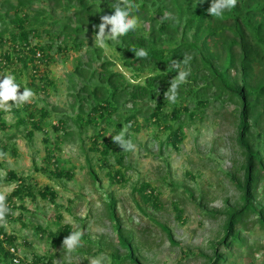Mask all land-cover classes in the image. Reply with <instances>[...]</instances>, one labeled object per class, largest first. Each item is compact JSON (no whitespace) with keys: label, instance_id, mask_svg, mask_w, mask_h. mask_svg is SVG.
<instances>
[{"label":"trees","instance_id":"obj_1","mask_svg":"<svg viewBox=\"0 0 264 264\" xmlns=\"http://www.w3.org/2000/svg\"><path fill=\"white\" fill-rule=\"evenodd\" d=\"M119 0H0V79L5 70L14 75L15 82L23 92L26 77L28 85L38 91H45L49 80L48 69L44 65L54 61L56 54L66 57V53L85 47L86 60L77 58L73 69L67 74L68 93L74 98L72 109L76 110L73 121L79 127L78 134L90 125V149L100 153L102 164L108 168V157L117 152V161L123 158L121 148L108 141L105 130L115 126L118 132L122 126L138 130L139 119L146 123H159L169 110V116L180 119L181 115L193 119L200 107H207L213 101L222 106H232L235 124V143L242 154L238 168L242 171L239 179L234 171L229 179L240 190L239 206L227 207L224 211L223 234L206 255L204 264H223L225 258L218 252L220 245L230 248L240 246L243 237L238 224L253 215L264 227V202L256 201V185L264 182V0H238L231 11L222 17H212L207 12L211 0H131L134 7L131 16L138 19L136 30L130 31L118 41L107 40L114 57L104 54L97 46L94 25L100 17L111 15ZM170 19H164L166 15ZM107 31V29H106ZM44 38V40H43ZM36 40V41H35ZM146 49L148 57L138 59L131 50ZM39 51V56L35 53ZM54 51L56 54H54ZM192 57L187 82L178 90V100L171 104L165 93L170 81L177 74L172 62L179 61L185 68L183 57ZM98 64V65H97ZM116 64L128 71L114 69ZM75 78L79 80L77 84ZM11 103V102H10ZM193 104L191 108L190 105ZM17 111L15 105L11 107ZM26 117H20L17 124H29L27 136L42 129L41 119L47 115L46 107L35 108L34 102L23 104ZM36 116H40L39 119ZM66 117L61 116L53 128L64 129ZM102 124V125H100ZM1 117L0 129H6ZM179 127L170 131L173 144L180 140ZM64 135H70L64 130ZM71 133V132H70ZM128 134V133H127ZM58 144L55 143L56 149ZM0 139V153L5 151ZM55 152L46 148V157L55 159ZM111 169L112 166H109ZM107 169L109 179L120 181V170ZM113 171V172H112ZM57 176L72 174L55 167ZM89 174L96 181L95 170L90 166ZM3 180L15 181V187L7 194L6 203L10 208L7 219H11L16 207L15 199L22 201L25 196L33 198L34 192L26 178L14 170H7ZM144 200L154 203L156 196L149 183H141L137 188ZM148 191V192H147ZM38 195L53 202L56 192L49 186L37 190ZM108 217L114 221L118 243L124 251L110 252L119 264H141L138 246L131 237L123 233L114 204L109 200L106 207ZM60 219V216H58ZM168 239L174 242L171 231L161 225ZM40 235L49 236L52 245H57L71 226L64 224L54 231L36 227ZM37 232V233H38ZM4 242L14 246L16 237L7 234L0 226V236ZM0 237V260L14 264V254L3 248ZM102 249V247H101ZM52 255L22 260L21 264H53Z\"/></svg>","mask_w":264,"mask_h":264},{"label":"rangeland","instance_id":"obj_2","mask_svg":"<svg viewBox=\"0 0 264 264\" xmlns=\"http://www.w3.org/2000/svg\"><path fill=\"white\" fill-rule=\"evenodd\" d=\"M103 49L106 56L114 57L108 47ZM85 50L82 47L79 52L66 53V57L54 51L58 59L44 65L53 82L47 84L45 91L37 92L21 76L24 89L35 93V108L47 109V115L41 119L42 129L29 137L26 134L30 125L16 123L18 118L26 117L23 105L15 106L16 112L0 110L6 124V129H0V139L6 147L0 156V192L9 194L15 187V181L3 180L7 170H14L26 178L35 195L25 196L22 201L15 199L12 217L4 224L5 232L16 237L19 262L13 263L30 261L37 254L52 255L53 264H91L92 259L101 256L105 257L103 264H119L110 256L113 250L124 251L117 240L115 223L107 215V202L111 200L123 233L138 246L141 264H204L206 255L212 253L223 234L225 209L241 204L240 190L228 177L231 171L239 179L242 176L238 168L242 154L235 143L232 106L213 101L200 107L191 120L185 115L173 119L169 110L159 123L144 125L139 119V129L128 130L126 136L135 149H121L120 162L113 151L106 168L100 153L90 149L93 127L88 124L80 138L79 127L72 120L76 110L72 109L74 98L68 93L67 74L77 58L86 60ZM114 69L124 70L119 64ZM8 74L5 70L4 76ZM125 74L129 75L128 71ZM75 81L79 83L77 78ZM61 116H68L65 128L55 131L53 124ZM178 127L180 140L173 144L170 131ZM64 130L70 135L65 136ZM117 130L108 126L104 133L108 141L112 142L111 135L119 134ZM46 148L55 152L56 161L46 157ZM90 166L96 172V181L89 174ZM109 166L122 171L120 181L109 179ZM55 167L68 170L72 176L55 175ZM141 183L150 184L156 196L154 203L141 197L137 190ZM45 186L56 192L53 202L38 195L37 190ZM254 191L259 206L258 202H264V182L257 183ZM64 224H69L71 230L62 240L71 232H83L81 246L70 256L62 248V240L54 246L49 236L40 235L36 228L54 231ZM161 225L171 231L174 242ZM238 227L242 244L231 249L225 245L218 247L225 258L223 264H264V227L253 215L244 218ZM1 240L3 248L9 247L3 237ZM0 264H7V260L1 259Z\"/></svg>","mask_w":264,"mask_h":264},{"label":"clouds","instance_id":"obj_3","mask_svg":"<svg viewBox=\"0 0 264 264\" xmlns=\"http://www.w3.org/2000/svg\"><path fill=\"white\" fill-rule=\"evenodd\" d=\"M238 0H211L210 7L207 9V12L212 17L220 18L226 11H231L236 7ZM196 3H203V0H196ZM134 7L131 0H119V2L114 6V12L111 15H103L100 17V23L94 25L98 28L96 31V43L98 47H105L107 40L118 41L121 37L127 35L130 31L136 30L138 26V19L131 16V9ZM171 16L166 15L164 19H170ZM107 29V31H106ZM134 53V56L138 59H146L148 57V51L146 49H136L131 50ZM39 51L35 53V57H38ZM192 57L186 55L183 57V64L185 68L181 70L180 62L173 61L172 68L176 71V75L170 81V86L165 93V98L171 103L175 104L178 100V90L181 85L187 82V78L190 75L188 70V65ZM20 86L15 82L14 75L8 74L0 79V110L5 112L11 111V107L15 105L16 107H21L25 103L32 102L35 93L32 89L25 88L23 92H19ZM11 102V103H10ZM131 124L127 126H122V131L113 136L111 139L113 143L117 144L124 151H133L135 145L131 139L126 138ZM110 135V134H109ZM3 153H0V156H3ZM6 175V173H5ZM7 193L0 192V226L4 225L7 215L10 213V208L6 203ZM83 232L74 231L69 235L64 237L62 240V248L66 250V253L70 256L81 246V238ZM2 237V235H1ZM4 239V236H3ZM14 248L13 257L18 258L17 248L14 246H9ZM19 260V258H18ZM105 257L101 256L91 260V264H103ZM13 261V258H12ZM14 262V261H13ZM19 262V261H18ZM17 262V263H18ZM16 263V262H15Z\"/></svg>","mask_w":264,"mask_h":264},{"label":"built area","instance_id":"obj_4","mask_svg":"<svg viewBox=\"0 0 264 264\" xmlns=\"http://www.w3.org/2000/svg\"><path fill=\"white\" fill-rule=\"evenodd\" d=\"M10 251H11V252H14V248L11 247V248H10ZM13 261L17 263V262H18L17 257H13Z\"/></svg>","mask_w":264,"mask_h":264}]
</instances>
